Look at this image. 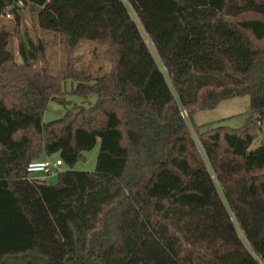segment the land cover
<instances>
[{
  "label": "trees",
  "instance_id": "1",
  "mask_svg": "<svg viewBox=\"0 0 264 264\" xmlns=\"http://www.w3.org/2000/svg\"><path fill=\"white\" fill-rule=\"evenodd\" d=\"M17 1L0 0V264H264V0ZM85 42L107 71L76 66ZM245 93L243 127L194 124ZM53 154L55 183L27 172Z\"/></svg>",
  "mask_w": 264,
  "mask_h": 264
},
{
  "label": "rangeland",
  "instance_id": "2",
  "mask_svg": "<svg viewBox=\"0 0 264 264\" xmlns=\"http://www.w3.org/2000/svg\"><path fill=\"white\" fill-rule=\"evenodd\" d=\"M23 22L22 27L27 29L28 32L31 35H39L41 36V32L36 28L34 25L33 17L27 12L26 9H23ZM2 22H8L5 21V19L0 18V23ZM11 24V23H6ZM46 40L49 41L46 47V53H47V60L45 62V66L49 68L50 72L52 74H55L57 72V69L60 64V53L58 50V45L54 38H52L49 34H43ZM146 42L148 43L149 47L151 48V45L146 39ZM17 45V38H14L13 41V47H15L16 50ZM74 55L77 56L76 58V66L83 68L86 66H90L91 69H100L102 72L107 71L109 69V63L106 62L103 59L102 50L94 49L91 46L87 45L86 42L82 47H80L78 50L75 51ZM19 59V58H18ZM17 59V60H18ZM73 85V82L70 80H66L63 83L64 89L69 92L71 90V87ZM66 99L72 100L77 104H87L88 102L93 103L95 101V94H90L88 96V102H83L81 97H77L71 94H67ZM252 99L251 96L247 93L231 96L229 98L220 100L216 106L209 110H201L196 111L193 114V122L196 125H201L204 123H211L213 125H225L232 128H241L249 120V117L253 115L252 111ZM64 113V107L50 101L47 105V108L43 114V121L49 122L51 120L60 118ZM192 119L190 120L189 115H187L186 123L189 126V129L191 131V135L193 137L196 136V130L193 126ZM256 138L253 141L251 147L254 148L261 144L262 140H264V122H261L259 128L255 129ZM99 151V142L95 144V146L82 153L83 158L79 160L74 166L73 169L77 171H93L95 168L96 163V157ZM58 155L53 154L48 159L50 161H55L57 159ZM61 167L65 168V166L61 165ZM43 175L45 177V181L48 184H53L56 181L55 175H48V174H42V173H36L33 176H39Z\"/></svg>",
  "mask_w": 264,
  "mask_h": 264
},
{
  "label": "built area",
  "instance_id": "3",
  "mask_svg": "<svg viewBox=\"0 0 264 264\" xmlns=\"http://www.w3.org/2000/svg\"><path fill=\"white\" fill-rule=\"evenodd\" d=\"M17 5L22 6V0H18ZM5 17L9 18V13H6ZM181 116L186 120L187 113L185 112V110L181 111ZM61 165V161L58 159L55 161H50L49 159L35 160L29 162L26 170L29 174L42 173L48 175H55L58 171L62 169Z\"/></svg>",
  "mask_w": 264,
  "mask_h": 264
},
{
  "label": "crops",
  "instance_id": "4",
  "mask_svg": "<svg viewBox=\"0 0 264 264\" xmlns=\"http://www.w3.org/2000/svg\"><path fill=\"white\" fill-rule=\"evenodd\" d=\"M34 178H43V175H39V176H32Z\"/></svg>",
  "mask_w": 264,
  "mask_h": 264
},
{
  "label": "water",
  "instance_id": "5",
  "mask_svg": "<svg viewBox=\"0 0 264 264\" xmlns=\"http://www.w3.org/2000/svg\"><path fill=\"white\" fill-rule=\"evenodd\" d=\"M18 62L21 63V59L20 58L18 59Z\"/></svg>",
  "mask_w": 264,
  "mask_h": 264
}]
</instances>
